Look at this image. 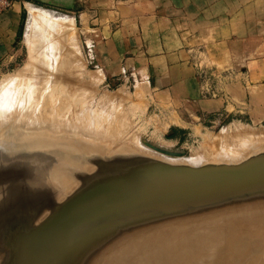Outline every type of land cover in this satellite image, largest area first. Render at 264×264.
<instances>
[{
    "label": "rangeland",
    "instance_id": "1",
    "mask_svg": "<svg viewBox=\"0 0 264 264\" xmlns=\"http://www.w3.org/2000/svg\"><path fill=\"white\" fill-rule=\"evenodd\" d=\"M24 2L13 56L0 62V84L22 75L43 91L37 109L52 100V110L34 114L49 112L48 123L56 127L61 118L65 128L55 142L43 140L39 170H56L60 186L52 189L53 182L28 195L27 226H17L20 212L13 206L14 226H0V264H125L131 258L121 259L123 249L138 264H153L147 254L183 247L172 238L176 228L213 234L228 229L235 251L233 229L243 232L264 221V119L233 108L206 116L193 109L189 115L132 79L104 81L94 63L92 33H85L87 17L75 18L85 13L84 0L77 7L72 0ZM28 4L50 10L57 23L42 35L26 31ZM0 138V169L8 167L12 175L21 163L28 172L36 169L28 160L37 154L25 158L9 148L14 138ZM240 239L236 252L256 242Z\"/></svg>",
    "mask_w": 264,
    "mask_h": 264
},
{
    "label": "crops",
    "instance_id": "2",
    "mask_svg": "<svg viewBox=\"0 0 264 264\" xmlns=\"http://www.w3.org/2000/svg\"><path fill=\"white\" fill-rule=\"evenodd\" d=\"M24 3L0 14V62L13 56ZM84 7L75 18L87 17L104 81L132 79L189 115L233 108L264 119V0H84Z\"/></svg>",
    "mask_w": 264,
    "mask_h": 264
},
{
    "label": "bare ground",
    "instance_id": "3",
    "mask_svg": "<svg viewBox=\"0 0 264 264\" xmlns=\"http://www.w3.org/2000/svg\"><path fill=\"white\" fill-rule=\"evenodd\" d=\"M51 16L52 13L50 12V10L41 9L35 6L28 7V15H27L25 30L26 31L32 30L34 32H37L39 35L40 34L42 35L44 31L54 26V24H56L58 21L56 19H52ZM55 18H56V14H55ZM36 73H38V76L40 74L43 75L38 71H36ZM41 75L37 77L40 78V80H42L44 76L43 75L41 77ZM37 78L36 76H34L35 81ZM34 79H32L33 83H34ZM44 81L41 83H45ZM30 83L31 81L26 80V77L24 78V76L21 75V78H16V76L10 77L4 80L3 83L0 84V113L2 114V115L0 114L1 115L0 133H2L4 137L9 136L14 138L13 140H11L13 142L9 144V148L19 150L20 152H22L21 155H23V157L28 158L31 157V155L33 154L34 155L37 154L35 157L29 158V160L27 159L28 162L34 161L35 163L34 165H36L35 170L33 169L28 172L27 168H25V165H22V163L19 165L18 171L13 175L10 174V171H8V167L4 169H0V226H14V224L12 225V223L15 221H12L13 219L11 220L10 215L13 206L15 204H17V206L19 207L18 211L20 212V214H18V212L14 210L15 212H17L16 215H18L20 218L19 219L18 216H16V218L18 219L17 220L15 216H13L17 221L15 223H17V226H24L25 224H26L25 226H27L28 223H26L27 222L26 219H29L30 217H28L27 215L26 218L27 213L24 212V209L26 208L25 207L26 204L29 205L28 200H27L28 203H25V199L28 197V195L34 192L39 193L40 191H46L48 187L50 188L51 185H53V182L55 183L54 186L51 187L52 189H56L55 186L58 185V181L55 180L56 170H50L51 168L49 167L43 168L42 171L39 170L40 166L44 164V159H41L39 152H42V150L47 149L44 148L45 147V144L43 143L44 139L50 137L53 139L52 142L53 141L55 142L57 138L56 136L57 133L61 132L60 127H62V129L65 128L63 127L64 121L60 118L59 120H57V122L59 123H56L57 126L54 127V125L49 124L52 121L48 123V121H50L51 118H47V115L50 116L51 113L44 112L43 114H41V116L40 114L38 116H35L34 112L35 111L38 112L41 108H42L41 110H43L44 108V111L45 109L52 110L51 109L52 100L50 101L49 100L50 98L48 100L46 99V101L44 102V106L37 109V107L39 106L38 100H39V94L41 93L40 92L41 88L40 87L33 88ZM43 87L44 86H42V88ZM51 87H53V84ZM43 99L44 98H42V101ZM35 133L38 134L40 133L41 135L34 136ZM1 139L2 138H0V141ZM61 144H63V142H61ZM57 146L60 145L58 144L55 145L54 147ZM15 155H13V157ZM20 159L22 158L19 157V160ZM62 171L64 172L65 169L62 168ZM102 181L104 182V180ZM231 229L232 228H229V230ZM174 232L175 233L172 237L173 240L179 241V245L183 247L179 249H175L173 247L174 245H166L151 257H148L147 254V258L149 259V261L153 262V264H264V261L262 260L259 261V254L264 253V221H261L258 225L247 226V228H245L243 232H239L233 229L234 232L233 240L237 241V242L232 241V245L235 251H232L231 249V244L229 240V237L231 236V231L229 233L228 229L220 231L221 232L220 234L219 232L215 234L208 233L205 230L204 232L197 231L193 233H183V232H178L177 228L174 229ZM223 232L227 233V236H223L222 235ZM241 236L244 238L243 240L244 242L247 239L256 242L252 243V245H249L244 251L236 252V248L241 242L240 239ZM118 251L122 256L121 259L123 261H125L127 258H131L130 262H127L125 264H138L136 259L132 255H130L131 253L130 250L126 251L125 249H123ZM123 261H120V263H122Z\"/></svg>",
    "mask_w": 264,
    "mask_h": 264
},
{
    "label": "built area",
    "instance_id": "4",
    "mask_svg": "<svg viewBox=\"0 0 264 264\" xmlns=\"http://www.w3.org/2000/svg\"><path fill=\"white\" fill-rule=\"evenodd\" d=\"M21 0H0V14L9 10L13 4L19 2Z\"/></svg>",
    "mask_w": 264,
    "mask_h": 264
},
{
    "label": "water",
    "instance_id": "5",
    "mask_svg": "<svg viewBox=\"0 0 264 264\" xmlns=\"http://www.w3.org/2000/svg\"><path fill=\"white\" fill-rule=\"evenodd\" d=\"M153 149H155V150H157V151H159V152H163V151H161V150H159V149H156V148H153ZM187 179H185L184 178V182L186 181ZM177 181H179L178 179H177ZM187 182V181H186ZM171 183V182H170ZM173 183H175L174 181H172V183L171 184H173ZM182 183V182H181ZM188 183V182H187ZM86 227V226H85Z\"/></svg>",
    "mask_w": 264,
    "mask_h": 264
}]
</instances>
